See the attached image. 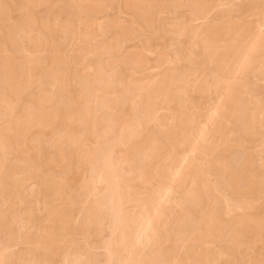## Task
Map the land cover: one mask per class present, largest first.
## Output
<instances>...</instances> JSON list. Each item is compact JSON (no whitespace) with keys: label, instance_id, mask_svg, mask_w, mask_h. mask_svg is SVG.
I'll return each instance as SVG.
<instances>
[{"label":"bare ground","instance_id":"obj_1","mask_svg":"<svg viewBox=\"0 0 264 264\" xmlns=\"http://www.w3.org/2000/svg\"><path fill=\"white\" fill-rule=\"evenodd\" d=\"M230 1L0 0V264H264V0Z\"/></svg>","mask_w":264,"mask_h":264},{"label":"rangeland","instance_id":"obj_2","mask_svg":"<svg viewBox=\"0 0 264 264\" xmlns=\"http://www.w3.org/2000/svg\"><path fill=\"white\" fill-rule=\"evenodd\" d=\"M247 1V0H246ZM240 2V3H239ZM247 3V2H246ZM245 3V4H246ZM244 1L243 0H231L230 2H228V3H225V4H223V5H220L218 8H215L214 9V12H213V10H212V12H210L211 14H209V17H207V19H205V20H207L208 22H212L213 21V17H215V14L216 15H218L217 13H220L221 15H222V11H223V14L225 13L226 14V11H227V14H226V16L229 18V16H231L230 18H234V16L235 17H237V15H239L240 14V12L238 11V9H239V7H241V8H243L244 7ZM241 5V6H240ZM223 6V7H222ZM116 9V8H115ZM217 9V10H216ZM226 10V11H225ZM232 10V11H231ZM242 10V9H241ZM115 13V14H114ZM180 13V14H179ZM184 13V14H183ZM236 14V15H234V14ZM237 13H239V14H237ZM242 13V12H241ZM116 14H118V15H116ZM182 14V15H181ZM233 14V15H232ZM244 14V13H243ZM64 15V16H63ZM106 15V14H105ZM111 15V17H109V16ZM115 15H116V17H115ZM167 15H170V17L169 16H167ZM167 15H164V16H167V17H169V19L172 17L171 15H173V16H175V17H178L179 16V18L180 17H184L185 15H187V10L185 9V8H183V9H181V10H179L178 12H175V13H171V14H167ZM245 15V14H244ZM104 16V15H103ZM103 16H100V18H99V20H101V19H104V20H106V16H105V18L103 17ZM124 16V17H123ZM210 16H212L211 17V20L209 21V19H210ZM62 17H65V14L63 13L62 14ZM101 17H103V18H101ZM107 17L108 18H112V17H115V18H118V17H120V18H118L119 20H122V21H125V20H127L128 21V19H129V15H126V13L124 14V13H120L119 14V12H117V10H116V12L114 11V9H111L110 11H108L107 12ZM175 17H173V19H175ZM107 18V19H108ZM182 18H180L179 20H182ZM222 18H224L223 20H225V19H227L224 15H222V17H220L219 19H221L222 20ZM172 19V18H171ZM170 19V20H171ZM253 19H254V16H251L250 15V20H252L253 21ZM104 20H101V21H104ZM178 21V22H180L177 18L175 19V20H173V21ZM255 20V19H254ZM199 21H201V20H199ZM219 21V20H218ZM193 22V21H192ZM192 22H189L190 24L192 23ZM11 23V21L9 22V24ZM198 23V20L196 21H194L193 23H192V25L193 26H195V25H198L197 24ZM108 36H110V35H108ZM104 37H99V40H102ZM106 38H108V37H106ZM105 39V38H104ZM136 39H134V41L132 40V41H129L128 43H127V41H126V43L125 42H123V44H122V47H124V48H120L118 51L119 52H117L118 53V55H120V52H121V54L122 53H124V52H127V51H131V50H135V48H136V45H137V49L136 50H138L139 51V49H138V47H141V43H139V42H141L140 41V39L137 41H135ZM68 44V43H67ZM70 44H72V43H70ZM70 44H68V46L66 45L65 46V49H64V53L66 54V55H71V54H73V49H72V46L70 45ZM135 46V47H133V46ZM139 45V46H138ZM128 46V47H127ZM68 48V49H67ZM133 48V49H132ZM174 47L172 46V49H173ZM175 48H177L176 46H175ZM174 48V49H175ZM71 49V50H70ZM131 49V50H130ZM66 50V51H65ZM121 50V51H120ZM70 51H72V53H69ZM67 52H68V54H67ZM44 54V52H37L35 55H40V54ZM151 52H149V54H148V52H145V55L147 56V58L149 57L150 59H148L149 60V66H150V64H152V62H150V61H153L154 60V58L153 57H156L157 56V54H155V56H154V53H156V52H152V54H150ZM41 54V55H42ZM90 55V54H89ZM162 66H164V65H162ZM166 66H164V68H165ZM163 67H159V69L158 68H151V67H148V68H146L145 70H142V72L140 71V73L139 74H134L133 73V76L136 78H145V77H152V74L153 75H155V72H158V70H160L161 71V69H164ZM129 72V74H131L132 75V72L131 71H126L125 73H128ZM148 72V73H147ZM151 74V75H150ZM149 75V76H148ZM141 76V77H140ZM156 76V75H155ZM264 75H257L255 78H253L252 79V82H253V85H258V83H259V85L258 86H260L259 88H258V86H257V88H258V90L260 91L261 89H262V93H264V91H263V89H264V77H263ZM263 77V78H262ZM263 79V80H261V79ZM257 80V81H256ZM254 82H256V84H254ZM261 83V84H260ZM256 86H254L255 88H256ZM261 88V89H260ZM261 92V91H260ZM160 114H165V111H160ZM246 147L248 148L249 147V149H247L246 148V150L247 151H249L250 153H252V156H254L255 158H257L256 156H258V150H259V146H250V145H248V144H246ZM251 147V148H250ZM258 147V148H257ZM256 148V149H255ZM220 153V152H219ZM221 153H223V152H221ZM236 153V156L238 155V154H240L239 152H235ZM256 153H257V155H256ZM225 155H226V153H224ZM228 155V154H227ZM238 157L240 158L241 157V155H238ZM10 158V160L9 159H7L8 161H7V163L9 164V163H11L12 162V157H9ZM8 164H6V165H8ZM30 184L32 185V183L30 182ZM29 184V182H28V185H25V187L27 186V187H29V188H31L32 186ZM26 187V189L28 190L29 188H27ZM223 192V191H222ZM30 197H32V198H30ZM30 197H28V201L30 200V201H34V202H36V199H37V197L36 196H34L35 198H33V195L32 196H30ZM30 198V199H29ZM136 209H138V208H135V209H132V212L135 214V212H134V210L138 213L139 212V210L137 211ZM42 213H40V215H41ZM76 218H78L77 217V215L75 216ZM107 232H108V230H107ZM107 232H105V229H104V231H103V233L104 234H102V236L103 235H105V233H107ZM102 233V232H101ZM100 233V234H101ZM100 234H98V235H96V236H98V237H95V235H94V238L93 237H91L90 239H89V241H91V243L89 242V245H93V243H92V241L94 240L95 241V238H98V239H96V243H94V245L92 246V247H94V248H92V247H90L89 246V248L88 247H86V249L84 248L83 249V247L81 248V257L83 258V260H85V261H89V260H93V259H91V257L92 258H94V259H96V258H101V259H99V260H103V254H104V248H100L101 247V244H102V241L107 237V236H104V237H102V236H100ZM107 235V234H106ZM81 238V236H78V235H76V237L74 238V239H76L77 241H79V243H82V242H80L81 241V239H78V238ZM93 238V239H92ZM103 238V239H102ZM101 240V241H98V240ZM83 240V239H82ZM83 242H85V241H83ZM101 243L100 244V246H99V244H97V243ZM85 244V243H84ZM83 243L81 244V245H84ZM98 245V246H97ZM17 246V245H16ZM12 247V249L10 248V249H8L10 252H19L21 249H23L24 248V246L22 247L21 245H18L17 247ZM20 246L22 247L21 249H20ZM97 246V247H96ZM96 247V248H95ZM15 248H16V250H15ZM88 248V249H87ZM18 249H20V250H18ZM75 248H73V247H70L69 248V251L70 252H72L73 250H74ZM82 249L84 250V251H82ZM101 249H102V252H101ZM88 252V253H87ZM84 253V254H83ZM97 255H96V254ZM99 253V254H98ZM95 254V255H94ZM101 254V255H100ZM84 255H86V257L84 256ZM93 255V256H92ZM97 256V257H96ZM99 256V257H98ZM102 256V257H101ZM57 257H59V258H57ZM55 259L57 260V263H56V260L54 261V263L55 264H59L58 263V261H60V263H61V256L60 255H58ZM89 259V260H88ZM97 259V260H98ZM90 261V262H91Z\"/></svg>","mask_w":264,"mask_h":264}]
</instances>
